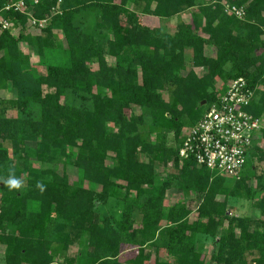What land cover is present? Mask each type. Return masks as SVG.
<instances>
[{"label":"trees","instance_id":"trees-1","mask_svg":"<svg viewBox=\"0 0 264 264\" xmlns=\"http://www.w3.org/2000/svg\"><path fill=\"white\" fill-rule=\"evenodd\" d=\"M12 1L0 0V16L12 25H0V100L12 88L18 108L36 105L39 115L4 118L0 113V178L9 173L19 178L21 163L49 162V153L61 149L70 152L64 153L67 167L76 172L61 176L37 169L25 171L18 190L0 184L6 264H50L60 244L64 249L71 244L69 239L54 243L53 235L63 232L54 230L59 222L77 226L86 264H150L147 249L154 247L172 259L156 258L152 264H264V188L255 200L261 187L248 185L245 176L255 175L264 149L250 148L237 175L200 166L192 153L181 156L187 129L238 78L252 92L243 109L263 117L264 137V0H61L58 9L60 0H39L28 3L31 16L5 10ZM129 2L161 19L196 7L198 12L191 13L192 24L180 23L172 35L143 25ZM226 3L247 5L245 18L227 14ZM30 17L45 22L35 24V33L15 35L14 27H26ZM22 43L30 47L29 55ZM207 45L215 56L205 54ZM32 55L43 74L32 71ZM217 78L223 81L219 85ZM44 87L55 91L45 93ZM134 106L148 109V129L145 113L132 111ZM108 122L118 130L109 131ZM170 164L175 172L163 169ZM162 173L165 178L157 184ZM174 185L197 201L206 226L189 219L187 206H165L166 189ZM219 196L254 200L253 215H229ZM110 199L123 206L122 215L112 220L97 215L94 203ZM8 223L21 228L20 236L2 233ZM220 227L216 251L202 254L196 235L213 237Z\"/></svg>","mask_w":264,"mask_h":264},{"label":"rangeland","instance_id":"rangeland-1","mask_svg":"<svg viewBox=\"0 0 264 264\" xmlns=\"http://www.w3.org/2000/svg\"><path fill=\"white\" fill-rule=\"evenodd\" d=\"M210 1V0H208ZM226 2V1H225ZM59 4L57 5V9L60 8L61 6V0L58 2ZM154 6H152V9H154ZM127 7H129L132 10H136L140 16L141 22L143 23V25L151 28V29H155V30H161L163 32H167L170 33L172 35H174L178 30V25L180 23H193V18L191 16V13L193 11H197L198 12V7L196 8H191L189 10H186L184 12H182L181 14H178L176 16H173L171 18L168 19H161L158 16H155L152 14V11H146L143 9L142 5L138 4H134V2H129L127 3ZM29 8V9H28ZM25 11H27L29 13V16H31L30 14H32V12H30V7H27L25 9ZM31 20L29 21L30 23L26 26V27H20L17 26V28L14 27V33L15 35H23L25 36V34H31V33H35L36 30L38 29L36 27V25L32 22L33 18L30 17ZM58 39V41H61L62 38V34H59L58 37H56ZM22 49L24 50V52H26L29 55L30 52V47L28 46V44L26 43H22L21 45ZM215 48L211 45H207L205 47V54L208 56H215ZM189 55L188 50L186 51V56ZM31 61H32V65L33 67L31 68L32 71L43 74L45 69L39 65L38 63V58H36L35 56H31L30 57ZM196 72L198 75L202 76L204 74L203 69L201 68H197ZM186 73V72H184ZM222 79L217 78V83L218 85L220 83H222ZM45 89V93L48 91H55V88H50L47 89L46 87H44ZM16 91L12 88H9L6 91V97L4 100H0V113H2L1 115L4 118H10V117H15V118H19V117H24V118H31V117H37L39 115V110L37 108L36 105H29V107L23 109V108H18L17 106V98H16ZM63 102H65V98L62 99ZM132 111L134 112H140V113H145V117L147 120L146 124V129H148L147 125H151V118H150V114L148 112L147 108L144 107H139V106H134ZM262 125H263V117H262ZM107 128L109 131H117L118 129L114 126V124L112 122H108L107 123ZM145 129V130H146ZM263 130V129H262ZM263 131H262V136L260 139L261 142V146H259L260 148L264 149V139H263ZM140 149H145V146L143 145L142 148ZM139 149V150H140ZM69 151L66 150V152L63 151V149L61 150H52L49 153V162L43 163L40 160H37L35 158H33L28 165H25L24 163H21L20 166L23 168L22 170V174H19L18 177L19 178H24V173L26 172H30L35 174L36 170L38 169V171H43V170H48V169H52L53 172H55L58 175H63L64 172H69V174L74 173L76 171H72L74 168L73 165H71V167L68 169L67 167V163H66V159L67 156L64 153H67ZM70 153V152H69ZM147 154V153H146ZM255 175H253L252 173H246L245 176H249L250 177V181L248 183V185H251L253 187H258V184L260 185L261 188H257L258 190V194L255 196V200H260L262 198V190L264 188V160L262 161H256L255 163ZM164 170H166L168 173L171 172H175L174 167L172 164H170L169 167L165 166L163 167ZM76 170V169H75ZM72 171V172H71ZM79 176H83L84 174V169H79L77 171ZM242 175V174H241ZM236 176V178H240V176ZM261 177V178H260ZM165 176L163 175V173L161 174V177L158 178L157 180V184L163 182ZM1 179V178H0ZM260 180V181H259ZM262 189V190H261ZM219 200L225 201L228 205V214L231 216H251L254 213V200H248L246 198H236V197H225V196H219ZM96 203L95 208H96V214L100 215L103 214L107 217H110L111 220L116 216V217H120L122 215V202H120L119 200L116 199H110L108 200L106 203H100V202H94ZM165 206L169 207V206H187L188 209L191 210V214L189 215V219L193 222V221H199L200 225H204L206 226L207 224V218L201 219L200 217H198V203L197 201L192 198H187L184 196L183 193H179L177 190V187L171 186L169 188L166 189V199L164 201ZM112 216V217H111ZM138 221L141 220V215L138 211H135V216H134ZM103 221L99 220V223L103 226ZM63 225V227H61ZM55 227H57L56 229H54L55 231L57 230L59 233L61 231H63L60 235V237L58 236V234L53 235L52 239L54 241V243H57L58 241H62V239L67 240L69 239V243H71L69 246H67L68 248L64 249L62 248L61 244V251L57 252L56 255L54 257H52V262L50 264H86L85 263V259H87L88 257V252L83 248V245L80 244V240L83 239L82 234H80L78 232V230L76 229V225L74 224V222L72 223H63V222H59L55 225ZM223 228H226V225L224 224L222 226ZM222 227L219 228V233L216 236H211V235H204V234H197L196 235V245L198 250L204 254V255H211L212 253H214L218 247L219 244V236H220V230L223 229ZM65 231V232H64ZM163 231V230H162ZM222 231V230H221ZM70 232L71 233V237L70 238H66V237H61V235H64V233ZM2 233L4 235H11L12 237H18L20 236L21 233V228L19 226H17V224H12V223H8L4 230L2 231ZM161 233V232H160ZM56 236V237H55ZM71 238L73 241H71ZM57 241V242H56ZM6 245L5 244H1L0 243V264H6ZM147 254L148 255V260L147 262L152 264L154 262V259H158L159 261H168L171 260L172 257L169 256V254L164 253L161 254V251H158L155 247L154 248H148L147 249ZM50 253H52V251H50ZM123 257V258H122ZM122 257H120L121 259L125 260L127 257L125 255H123ZM73 261V263H72Z\"/></svg>","mask_w":264,"mask_h":264},{"label":"built area","instance_id":"built-area-1","mask_svg":"<svg viewBox=\"0 0 264 264\" xmlns=\"http://www.w3.org/2000/svg\"><path fill=\"white\" fill-rule=\"evenodd\" d=\"M38 2L39 0H14L8 2L4 9L22 12L28 7V3L34 5ZM246 7L245 4L238 8L226 3V12L244 19ZM32 22L42 26L45 20ZM0 25L4 29H12L9 20L1 16ZM251 97L252 92L246 88L243 78L231 81L228 90L220 94L215 103L209 104L197 122L187 129L181 156L187 157L192 153L200 166L239 174L250 157L249 149L256 144L261 146L262 117L243 109Z\"/></svg>","mask_w":264,"mask_h":264},{"label":"clouds","instance_id":"clouds-1","mask_svg":"<svg viewBox=\"0 0 264 264\" xmlns=\"http://www.w3.org/2000/svg\"><path fill=\"white\" fill-rule=\"evenodd\" d=\"M0 184H3L9 191H12L20 189L22 187L23 181L17 178L14 174L9 173L7 179H0ZM37 187L43 191L44 186L39 182L37 183Z\"/></svg>","mask_w":264,"mask_h":264},{"label":"water","instance_id":"water-1","mask_svg":"<svg viewBox=\"0 0 264 264\" xmlns=\"http://www.w3.org/2000/svg\"><path fill=\"white\" fill-rule=\"evenodd\" d=\"M207 102H206V100L205 101H203V103H202V105H205Z\"/></svg>","mask_w":264,"mask_h":264}]
</instances>
